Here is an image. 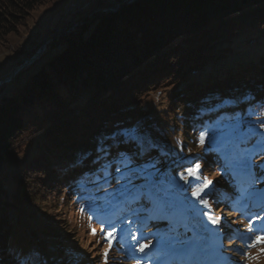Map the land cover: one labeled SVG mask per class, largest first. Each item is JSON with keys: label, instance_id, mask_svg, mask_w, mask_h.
I'll list each match as a JSON object with an SVG mask.
<instances>
[{"label": "trees", "instance_id": "16d2710c", "mask_svg": "<svg viewBox=\"0 0 264 264\" xmlns=\"http://www.w3.org/2000/svg\"><path fill=\"white\" fill-rule=\"evenodd\" d=\"M55 1L0 0V44L25 27L32 12ZM116 1L120 6L113 9L98 0L104 8L62 32L48 57L44 53L24 67L8 91L0 89V238L1 227L25 205L39 203L61 213L67 218L63 228L70 226V205L72 214L89 220L79 198L106 196L107 174L165 164V154L143 150L120 131L144 117L143 101L152 93L181 86L229 57L232 52L223 45L250 25L264 31V0ZM257 59L211 74L177 95L172 131L183 134L184 151L196 153L208 117L264 111V57ZM203 110L209 115L197 117ZM197 120L202 123L194 126ZM144 122L142 129L162 144L159 135H169L171 127L161 132ZM249 142L243 140L240 148ZM214 154L186 161L181 171L199 163L214 172ZM58 228L59 223L49 232Z\"/></svg>", "mask_w": 264, "mask_h": 264}, {"label": "rangeland", "instance_id": "374dc122", "mask_svg": "<svg viewBox=\"0 0 264 264\" xmlns=\"http://www.w3.org/2000/svg\"><path fill=\"white\" fill-rule=\"evenodd\" d=\"M105 1L108 4L110 0ZM104 7L98 5V0H56L32 12L26 26L18 33L9 35L0 44V89L5 86L8 91L11 85H14L20 75L18 70L21 63L25 65L31 61L30 65H32L42 59L44 53H47L46 57H48L53 40L59 42L62 32L87 17L90 12ZM223 46L232 52L229 57L210 64L203 71L191 75L188 81L181 86H173L161 92L152 93L148 99L143 101L144 117L139 119L134 126L120 131L129 140H136L140 143L143 150L147 147L156 148L163 155L165 154L167 157L165 164H161L158 168L132 167L131 170L123 172L131 176H128L126 180L117 181V177H124L122 172H120L121 176L118 172L114 174L115 176L106 175L109 177L108 194L84 201L81 208V211L84 208L90 210L89 220L84 216L79 219L80 215L72 214L75 206L70 205L71 214L68 215L70 226L66 228L61 226L65 224L66 217L54 209L39 203L33 206L25 205L13 215L8 224L1 227L3 237L0 238V242H4V246L0 247V264H11L12 259L16 264H104L105 252L108 253L107 264H201L204 256L202 235L207 232L212 235L214 233L218 241L216 242L214 238L212 243L218 250L221 258L220 264H264V251H262L264 243L258 242V237L264 236V221H257L252 226L253 230L249 231L250 218L264 214V212L260 208L253 207L250 201L240 198L241 190L247 187V182L242 176H236L231 170L225 168L222 152L216 150L219 145L211 143L213 130L218 125L239 123V130L234 134L237 137V143L248 139V136L254 137L253 145L249 149L239 147V150L255 162L253 172L256 177H264V174H261L264 173L263 168L260 166V162H264V127H260L264 123V111L253 112L254 114L246 116L236 113L235 116H229L230 118L222 116L210 119L208 117L207 123L204 124L205 130L202 131L207 133L205 144L201 147L199 142L201 133H199L196 153L184 151L183 134L179 133L180 136H175L176 134L172 131L176 119L172 109L177 95L187 90L190 84L194 86L211 74L219 76L238 63L256 62L257 58L264 57V31L258 25H250L238 38ZM20 51L28 52L29 56ZM180 113L177 111L175 115ZM196 115L203 118L202 112ZM145 119L150 121V127L157 125L161 128V132L167 126L171 127L169 135H159L163 137L162 144L152 137L148 130L142 129ZM201 123L202 121L197 120L193 124L198 126ZM208 153H218L220 156L214 172L212 169L206 172L210 179L218 178L219 185L209 187L204 195H209L208 193L212 190L215 195L227 197L219 204L212 202L211 210L207 206L199 214L203 204L196 201L189 191L186 193L188 197L186 203L191 204L194 211L168 219L150 218L151 208L143 205L141 199L134 200L131 195L119 194V189L127 184L129 179L137 187L146 183L140 172L135 171L137 169L147 172L159 170V178L168 180L175 177L182 187H189L185 181L179 180L181 167L186 161L192 162ZM252 153L256 154L255 158L252 157ZM177 168L180 169L178 172ZM189 168L195 170V166ZM6 169H12V166ZM134 171L137 174L131 175ZM190 183L192 190L201 184L195 179H190ZM7 187L9 191L12 190L10 181H7ZM253 188L264 190V179ZM109 193H116L115 198L113 199ZM201 200L208 201V199ZM109 201L111 204L108 203ZM122 203L129 207L122 206ZM63 204L64 200L61 199L60 206ZM147 204L152 207L150 202ZM242 208L243 211H241ZM140 209L144 210L140 212L138 211ZM204 213L221 218L220 224L212 225ZM197 214H199L198 219L195 217ZM49 223L52 227L59 223L58 234L49 232L52 227L46 229ZM105 229L106 232H104ZM109 232H114L111 242L106 238ZM106 240L107 244L104 246L103 243ZM101 241L103 243H100ZM173 243L176 245L195 244L201 255L195 257L196 252L193 247L188 253L176 254L174 248L171 247ZM142 244H150V247L146 248L143 253L139 251Z\"/></svg>", "mask_w": 264, "mask_h": 264}, {"label": "snow or ice", "instance_id": "6c2138e0", "mask_svg": "<svg viewBox=\"0 0 264 264\" xmlns=\"http://www.w3.org/2000/svg\"><path fill=\"white\" fill-rule=\"evenodd\" d=\"M239 127V123L218 125V127L213 130L211 143L213 145H219L216 150L222 152L225 168L231 170L236 176H242L247 182V187L241 190L240 198L250 201L253 207L260 208L262 212H264V190H256L253 188V186L259 184L264 177H256L253 172V165L255 162L250 156H246L243 152H240L237 137L234 135L239 130ZM260 127H264V123H262ZM206 136V132H201L199 136L201 147L205 144ZM135 171L140 172L146 183L137 187L133 185L131 179H129L128 183L119 189V194L122 196L131 195L134 200L145 198L149 201L152 205L150 209V218L158 217L161 219H168L172 216L184 215L189 211H194L191 204L186 203L188 200L186 193L189 191H191V196L196 201H200L204 207L208 206V201L201 200V197L204 195L205 191L212 186L213 181H204L197 185L195 190H192L190 185V179L201 180L199 163L195 164V170H193V168H187L185 170L187 175H185V171L179 172V180L185 181L186 184H189V187H182L175 177L168 180L159 178V170L156 172H147L145 170L137 169ZM127 178L128 176L125 174L124 177H117V181ZM105 191H107V189H105ZM109 195L114 199L116 193H109ZM108 203L111 204V201ZM112 206L114 207L115 205ZM246 206L247 205H245V207ZM143 210L144 209H140L138 211ZM241 211H243V208ZM204 215L208 216V220L212 225L220 224L221 218L208 215L207 213H204ZM257 221H264V214H258L250 218L249 231L253 230L252 226L255 225ZM93 232H95L94 229ZM113 236L114 232H109L106 238L111 242ZM258 242L264 243V236L258 237ZM176 246V243L171 245L172 248H175ZM148 247H150V244H142L139 251L143 253ZM107 257L108 253L105 252L104 264H107ZM249 259L252 258L249 257Z\"/></svg>", "mask_w": 264, "mask_h": 264}, {"label": "water", "instance_id": "95a60500", "mask_svg": "<svg viewBox=\"0 0 264 264\" xmlns=\"http://www.w3.org/2000/svg\"><path fill=\"white\" fill-rule=\"evenodd\" d=\"M112 2H114V4ZM119 6H120V3L116 0H110L109 5H108V7L113 8V9L118 8ZM78 23H80V21ZM30 64H31V61L25 65H21V67L18 71L20 72L24 67H26L27 65H30ZM0 86H1V83H0Z\"/></svg>", "mask_w": 264, "mask_h": 264}]
</instances>
